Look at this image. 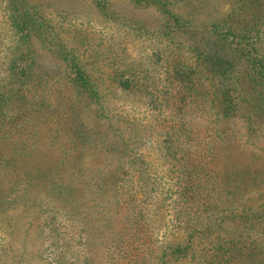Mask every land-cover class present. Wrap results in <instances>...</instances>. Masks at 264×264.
<instances>
[{"label":"trees","instance_id":"trees-1","mask_svg":"<svg viewBox=\"0 0 264 264\" xmlns=\"http://www.w3.org/2000/svg\"><path fill=\"white\" fill-rule=\"evenodd\" d=\"M70 1L0 0V264H264V0Z\"/></svg>","mask_w":264,"mask_h":264},{"label":"rangeland","instance_id":"rangeland-1","mask_svg":"<svg viewBox=\"0 0 264 264\" xmlns=\"http://www.w3.org/2000/svg\"><path fill=\"white\" fill-rule=\"evenodd\" d=\"M30 1L33 2L31 4L37 5L39 9H42L46 6H50V8L52 9L54 5L59 4L57 3L58 0H30ZM63 1L65 0H59L60 3ZM120 1L122 0H116V2H120ZM70 3H77L75 6H73L75 11L72 8L71 10H67V11L63 10L62 12L58 13V18L55 19L57 26L56 31H59L61 33V36L67 35L73 37L76 31L82 32V30L88 27V24L85 23L86 21H91L90 19L91 15L86 14L87 11L84 10L85 7L83 4H81V3H86L85 0H71ZM117 4L122 5L123 3H117ZM3 21L4 20L0 15V24L4 23ZM90 27L91 28L88 27V29L86 30V31L89 30L92 31L90 32L89 35H87L88 43L90 44V49L95 50L96 46L94 40H96L98 37L97 34L99 32L100 26L90 25ZM0 34H3L2 30H0ZM112 45L115 46L114 43L108 42V38H104L102 41V45L101 46L99 45L98 50L95 51L99 52L100 56H112L114 53L113 52L114 49L112 48Z\"/></svg>","mask_w":264,"mask_h":264}]
</instances>
